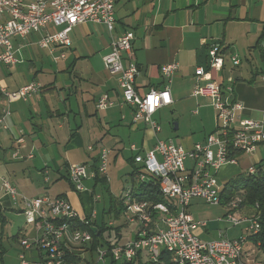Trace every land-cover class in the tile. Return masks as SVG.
Wrapping results in <instances>:
<instances>
[{"label":"crops","instance_id":"1","mask_svg":"<svg viewBox=\"0 0 264 264\" xmlns=\"http://www.w3.org/2000/svg\"><path fill=\"white\" fill-rule=\"evenodd\" d=\"M113 1L116 32L129 30L134 34L132 51L138 69L134 82L136 90L144 93L151 88L162 89L164 86H168L170 90L172 103L162 106L154 114V118L159 123L157 132L151 130L144 122H132L133 107L122 102L116 77L105 71L103 56L110 50V41L107 29L102 23L75 25L69 32L71 46L57 47L51 54L35 44L43 31L29 33L25 38L14 36L12 38L14 55L18 58L15 65L23 64L25 52L32 67L38 64V69L33 67L34 72L28 70L31 76L20 71L21 78L14 77L12 71L17 70L14 68L15 65L0 64V86L8 92L18 90L27 82L36 81L43 72V67L53 72V76L48 81L38 82L39 88L27 100L21 98L8 100L2 94L0 115L5 109L9 114L4 119L7 128L0 130V158H3L5 153L3 144L9 140L10 149L15 153L18 152L17 156L13 153V157L27 156L35 160L33 167L37 164L36 161H39L38 170L43 178L40 188L42 195L51 198L63 195L81 215L92 209L93 203L97 201L90 197V191L84 193V198L82 192H74L71 189L65 177L68 165L85 164L90 167L95 159L98 161L99 152L105 148V144H109L110 153H114L113 160H116L118 155H122L126 146L130 154L134 153L127 161L135 163L132 161L135 154L150 149L156 142L158 133L162 132L160 120L165 109H171L172 112L179 107L190 105V108H193L192 114H200L201 118L203 117L201 121L208 132L201 137L183 132L179 137L180 143H176L173 136L168 135L166 139L161 140H171L176 145L190 149L196 143H203L207 135L214 130L215 116L209 100L202 96L191 95L193 84L196 82L194 70L196 67L207 70L208 49L211 44L218 43L224 51L223 68L218 73L213 72L212 75L224 80L231 77L232 98L244 106L236 118H252L264 123V80L262 79L264 0ZM52 29L47 28L48 31ZM61 51L64 52L65 57L56 58ZM232 55L238 57L237 65L232 64L230 60ZM123 63L127 64L126 58ZM170 63L177 64V69L168 80L162 76L161 67ZM5 67L11 68L7 78ZM204 82L199 81V83ZM104 94L113 104L101 110L96 104ZM207 108L211 109L210 112ZM171 129L177 131L178 123L174 122ZM18 130L21 131L20 137L23 140L21 143L16 140ZM130 145H134L136 150H130L127 147ZM88 146H91L90 150ZM262 160H264V141L254 153L239 155L234 163L224 164L217 175L223 179L230 174H238L246 170L250 165L256 166ZM63 169H65L64 173H62ZM2 179L9 181L1 171L0 180ZM61 179L67 181L68 188L63 187L53 195L48 194L49 182L54 183ZM88 180L92 181V179ZM36 190L33 187L32 192ZM35 196L41 195L30 197ZM194 199L186 208L189 214L191 213L188 208ZM21 207V204L16 206L11 204V199L1 189L0 182V215L2 210L20 213ZM246 212L245 208L239 211L240 214ZM0 220L2 223L0 264H5L7 247L3 245L2 226L6 218L1 217ZM100 221L102 219L97 217L98 224ZM204 221L205 226L195 230L200 239H205V236L206 240L217 239L223 231L228 238H236L242 233L243 225L232 226L228 223L227 227L217 230V238H207L211 233L205 229L207 221ZM119 224L123 222L117 224L113 222V226ZM126 226L128 225L122 226L118 232L114 230L111 236H115L120 241L122 230ZM23 230L19 227L16 233L6 237L9 240L8 246L15 248L17 244L20 248L19 234ZM234 230L237 233L235 236L227 235L229 231ZM145 261L146 255L142 252L136 264ZM106 264H110V260H106Z\"/></svg>","mask_w":264,"mask_h":264},{"label":"built area","instance_id":"2","mask_svg":"<svg viewBox=\"0 0 264 264\" xmlns=\"http://www.w3.org/2000/svg\"><path fill=\"white\" fill-rule=\"evenodd\" d=\"M81 23L105 25L110 50L103 56L104 69L116 77L122 102L133 107L132 122H144L157 132L159 123L154 114L162 106L172 103L170 90L168 86L151 88L144 93L136 90L134 82L138 69L132 51L134 34L129 30L116 32L113 0H0V64L13 66L18 62L12 43L14 36L25 38L29 33L43 31L35 44L51 54L57 47L71 46L69 32ZM48 27L53 29L48 31ZM208 55L207 70L202 67L194 70L196 82L191 95L209 100L215 116L214 130L203 143H196L190 149L171 140L157 139L143 154H135L134 162L143 167L136 171V179L145 182L150 176L156 178L159 192L166 202L140 200L134 196L132 187L120 194L119 200L124 205L120 216L122 222L136 224L133 239L120 243L115 242L114 236L108 237V242L103 241L95 247L96 258L89 260L90 252L86 245L92 240L90 229L96 228L92 223L97 220L95 210L90 209L80 215L65 197L21 196L12 183L1 180V189L13 205H22L20 213L31 228L29 235L24 230L19 234L20 264H106L107 259L110 264H136L142 252L146 255L145 262L159 264L163 250L177 264H264L259 242L251 239L260 231L262 212L255 203L252 212L239 213L243 209L240 208L245 196L243 190L228 195L227 211L223 218H219L232 226L243 225L242 233L236 238L220 235L217 239H200L195 230L204 227L206 222L194 220L186 210L194 198L213 205L220 204L223 184L217 177L219 169L226 163H234L239 155L254 153L264 141L263 121L236 118L244 106L232 98V78L224 80L212 75L223 68L224 51L221 46L211 44ZM64 57L61 51L56 58ZM124 58L127 59L126 65ZM230 60L233 65L239 63L236 55L230 56ZM176 69L175 63L165 64L161 67V74L169 80ZM38 88L35 82H27L16 91L8 92L2 86L0 91L8 100H27ZM112 104L104 94L96 107L102 110ZM8 114L5 109L0 115V130L7 128L4 119ZM20 135L18 130L16 140L21 143ZM129 149L135 151L136 147L130 145ZM108 155L107 148H102L98 155L97 168L105 176ZM256 172L257 168L250 165L245 176ZM67 173L74 192H82L84 182L94 177V171L85 164H70ZM98 198L95 194L93 200ZM78 223L90 228H79ZM107 225L113 226V222L109 221ZM27 254L29 258H26ZM75 255L80 260H76Z\"/></svg>","mask_w":264,"mask_h":264},{"label":"rangeland","instance_id":"3","mask_svg":"<svg viewBox=\"0 0 264 264\" xmlns=\"http://www.w3.org/2000/svg\"><path fill=\"white\" fill-rule=\"evenodd\" d=\"M25 52V51H24ZM16 57V56H15ZM49 58V57H48ZM18 59V58H17ZM24 62L23 64L15 65L14 68L17 70L13 69L12 75L14 77L21 78L22 74H28L31 76V74L28 72V70H33L38 69V64L34 65L33 68L30 65L29 57L27 52H25V56H23ZM50 60V58H49ZM47 62V61H46ZM48 64V62H47ZM11 69V68H9ZM8 67H5V77L8 75L7 73L9 72ZM21 69V70H20ZM21 71V73H19ZM11 75V74H10ZM53 76V72H50L46 70V67H43V72L38 76L37 82L34 81L36 84L40 81H48L50 77ZM1 78V76H0ZM7 78V77H6ZM39 85V84H38ZM191 106H182L176 109L175 111L173 110L170 112L171 109H165L163 110L162 118L160 120L161 127H162V132L158 133V138L159 139H166L167 135L168 136H173V139L176 143H180L179 137L181 136L183 132L187 133H192L193 135H200V137L208 132L207 128L205 125L202 124L203 117L201 118L200 114H192L193 108H190ZM208 112H210V108H207ZM194 121V123H192ZM176 122L178 123L179 129L177 131H173L171 129V125ZM192 129V130H189ZM157 138V139H158ZM127 143V142H126ZM1 145V144H0ZM3 149L5 150V153L3 155V158H0V168L2 169L1 171L5 173V176L8 177L9 181L15 185L19 195L21 196H28L30 197L31 195H42L43 192H41V181H42V176L40 174V171L38 170L39 166V161H36L37 166L33 164L35 163V160H32L29 157H24V156H18L17 158L13 157L14 151L10 149V143L9 140L5 144H3ZM100 147V146H99ZM109 144H105V148L109 150V155H108V166H107V172H106V177L108 180V186L110 188V192L112 196L116 199L119 200L120 194L133 187L134 189L137 188V185L139 184V181L136 179V174L131 175V171L135 170L136 167H138L140 170H142V164H137V163H130L128 162V158L132 157L134 153L130 154L129 151H127V148L125 146V149L122 152V155H118L116 160H113V155L114 153H110V148ZM129 147V146H127ZM97 148H94V150ZM93 150V151H94ZM93 153V152H92ZM144 153V152H143ZM141 153V154H143ZM96 163L98 165V161L92 162ZM0 171V172H1ZM65 172V169L62 170V173ZM246 170L240 171L238 174H230L226 176L225 178H220L218 175V179L221 183L229 182L230 180H234L239 177L245 176ZM1 182V180H0ZM58 183V184H56ZM56 184V185H55ZM48 188V194L53 195L55 191L66 187L68 188L67 181L65 179L58 180V182H52L50 181L49 184L47 185ZM46 186V187H47ZM85 189L82 191V195L85 198V192H89L92 189V181L91 180H86L84 182ZM33 187L37 189L36 191L32 192ZM52 187V188H51ZM229 188H227L224 193L226 195L229 194ZM95 193L99 196L97 199V202L93 203L92 209L96 211L98 219H102L104 222L108 223L109 221L115 222L116 224L121 222L122 219L118 218L117 220L114 218L113 212H103L102 209L104 208L107 210L108 208V193L105 191L104 185L98 184L95 187ZM192 202V201H191ZM223 202V198L221 199L220 204H210L208 202L202 201L201 199H194L193 203L189 206L188 210L192 214L195 220H206L207 221V226L205 229L209 230L211 233L207 238H217V230L219 228L223 229L225 226H228V223H226L224 220L218 221L219 218H223V214L225 213L226 206ZM117 203V202H115ZM11 204H13L11 202ZM15 206V205H14ZM82 206V205H81ZM84 208L86 207V202L83 205ZM117 206V204H116ZM82 208V212H83ZM89 211V210H88ZM249 212V211H248ZM0 215L1 217H5L6 221L3 223L4 225L2 226L3 228V245L7 247V253H6V258L5 264H20V259L18 257L20 248L15 245V248L13 246H8L9 240L6 238L8 235H13L16 233L18 228H23L24 232L26 235L30 234L31 228H29V225H26L25 223V218L21 213H14L9 210H2ZM250 213V212H249ZM80 214V212H79ZM245 215V213H242ZM3 215V216H2ZM81 215V214H80ZM1 220H0V225H1ZM136 228V224H130L126 227L123 228L122 230V238L119 241L120 243L127 242L128 240H131L134 236V230ZM204 229V228H203ZM236 231H229L227 233L228 236H235L237 233ZM106 234V233H105ZM221 236L226 237L224 231L220 234ZM204 238V237H203ZM206 239V236H205ZM19 249H18V248ZM17 248V251H15ZM94 258H96L95 254L93 255ZM29 258V254H27V257ZM107 261H109L107 259ZM98 264H102L99 262Z\"/></svg>","mask_w":264,"mask_h":264},{"label":"trees","instance_id":"4","mask_svg":"<svg viewBox=\"0 0 264 264\" xmlns=\"http://www.w3.org/2000/svg\"><path fill=\"white\" fill-rule=\"evenodd\" d=\"M264 36V32L262 34ZM2 98V93L0 91V99ZM98 158V157H97ZM134 161V159L132 160ZM96 162V159L94 160ZM257 172L251 176H243L236 178L234 180H230L229 182H226L223 184V189L221 191V195L223 198L222 203H226L229 199L228 195L234 194L238 190L244 191V200L240 204V208L247 211L246 213L252 212L253 207L255 203L258 204L259 209L261 210V216H260V231L257 234H254L251 236V239L254 242H259V250L264 255V160L260 161L256 166ZM90 169L94 171V177L92 178L93 185L92 189L90 191V197L93 198L95 193V187L98 184H103L105 191L108 193V203L109 207L107 210L102 209L103 212H113V216L115 219H118L121 216V213L124 209L123 203L112 196L109 186H108V180L107 177L103 174H100L97 168L96 163H92L90 166ZM68 171V167H67ZM136 171H139V168L132 170L131 175H134ZM69 182V185L71 186V189L73 190V186L69 181L68 173L65 176ZM229 188V194L224 195V191ZM132 191L135 197H137L140 200H148L150 202H166V199L160 194L158 189V183L157 179L150 176V179L145 182H139L137 185V188L134 189L132 187ZM63 197V195H62ZM117 202V203H115ZM117 204V206H116ZM249 211V212H248ZM92 223L96 226V231H91L92 234V240L90 243L86 245V249L90 252V258L92 259L94 254V249L97 246V244H101L103 241L108 242L107 238L111 237L112 232L115 230L116 232L119 231V229L122 226H125L126 224H119L116 226H108L106 222L103 220L100 221V224H98L97 220L92 221ZM79 228H90L89 225H85L84 223H78ZM106 233V234H105ZM118 235V233H117ZM115 237V236H114ZM115 242H119V239H116ZM76 260H80L79 256L75 255L74 257ZM88 260V261H89ZM87 261V260H86ZM87 261V262H88ZM141 264H149L148 262L141 263ZM159 264H177L170 260V255L167 251L163 250L161 252L160 256V263Z\"/></svg>","mask_w":264,"mask_h":264},{"label":"water","instance_id":"5","mask_svg":"<svg viewBox=\"0 0 264 264\" xmlns=\"http://www.w3.org/2000/svg\"><path fill=\"white\" fill-rule=\"evenodd\" d=\"M92 231H93V232H94V231H96V228H95V227H93V228H92Z\"/></svg>","mask_w":264,"mask_h":264}]
</instances>
